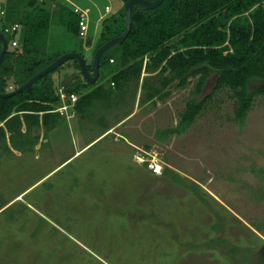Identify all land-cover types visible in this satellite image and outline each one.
<instances>
[{"label": "rangeland", "instance_id": "374dc122", "mask_svg": "<svg viewBox=\"0 0 264 264\" xmlns=\"http://www.w3.org/2000/svg\"><path fill=\"white\" fill-rule=\"evenodd\" d=\"M27 2L0 0L6 12H0V30L4 22L21 23ZM55 3L88 8V30L81 37L51 26L47 52H76L91 65L98 46L113 35L103 31L100 16L121 13L124 4H48ZM5 38L10 51V34ZM78 70L70 59L51 77L60 85ZM110 77L104 69L98 82L107 85ZM215 78L206 81L199 100L212 91ZM194 82L189 78L182 88L172 85L171 95L154 105L139 102L138 88L134 99L130 91L124 105L97 110L91 120L61 116L56 134L36 151L14 156L0 148V264H241L224 255L223 245L214 252L202 245L218 237L226 246L249 247V264H264V95L255 97L240 124L233 120L231 91L219 90L186 131L158 139L157 130L179 122ZM99 115L109 126L105 132L96 124ZM137 148L153 153L162 170L178 173L188 187L136 164ZM78 149L83 151L74 154ZM217 221L222 229L212 231Z\"/></svg>", "mask_w": 264, "mask_h": 264}, {"label": "trees", "instance_id": "16d2710c", "mask_svg": "<svg viewBox=\"0 0 264 264\" xmlns=\"http://www.w3.org/2000/svg\"><path fill=\"white\" fill-rule=\"evenodd\" d=\"M120 1L125 5L128 0ZM27 6L24 19L17 22L20 38L15 37L18 30L10 35L17 46L7 50L0 64V94L23 85L64 54L47 52L51 26L61 25L68 33L79 36V17L67 6L38 0H28ZM119 19L121 27H118ZM101 21L104 32L118 36L124 26L123 10ZM9 25L12 23L4 22L3 29ZM3 29L0 32L5 37ZM1 46L0 40V51ZM111 48L114 54H107ZM73 60L79 69L77 60ZM87 68L90 70L91 65ZM104 69L111 72L107 85L98 82ZM52 72L22 92L0 98V148L5 153H10L11 149L20 153L33 151L40 139V129L46 137L57 126L61 116L54 110L62 103L60 89L67 96L76 95L72 106L76 116L91 120L97 110L124 105L130 91L134 99L140 88L139 102L154 105L171 95L172 85L182 88L189 78H194L192 96L179 114V122L164 131L157 130L158 139L186 131L204 109L206 101L224 88L231 91L230 97L235 100L233 120L242 124L255 97L264 95V82L250 90L252 84L264 81V0H163L152 10L134 5L128 35L101 55L98 79L94 83L76 75L70 86L62 88L68 79L56 85ZM143 72L147 75L141 78ZM213 74L216 78L212 91L199 100L206 81ZM96 124L103 127V132L109 129L100 115ZM161 174L188 187L170 168H164ZM197 187L192 184L193 190ZM211 228L221 230V221ZM202 245L213 252L215 247L223 245L226 247L224 255L241 264H249L253 257V253L252 257L247 255L249 247L226 246L221 237L210 238Z\"/></svg>", "mask_w": 264, "mask_h": 264}, {"label": "water", "instance_id": "95a60500", "mask_svg": "<svg viewBox=\"0 0 264 264\" xmlns=\"http://www.w3.org/2000/svg\"><path fill=\"white\" fill-rule=\"evenodd\" d=\"M163 0H128L124 5L123 10V31L120 35L112 37L111 39L105 41L101 44L94 53L92 64L90 70H88L87 65L85 63L84 58L76 52H68L62 54L56 60H54L51 64L45 67L43 70L35 74L32 78H30L27 82L23 85L19 86L18 88L14 89L13 91L0 94V98L11 97L17 93L22 92L33 83L38 81L41 77L45 76L46 74L54 71L58 68L61 64L65 63L69 59H75L78 62L79 70L76 74L69 78L68 80L64 81L62 84V88L70 86L73 83L74 77L76 75H80L86 82L94 83L98 79V66L101 55L110 47L116 46L123 42L125 37L128 35L131 26V9L134 5L139 6L144 10H152L156 6L160 5ZM0 40L2 42L1 51H0V64L3 61L4 55L8 50V43L4 35L0 32Z\"/></svg>", "mask_w": 264, "mask_h": 264}, {"label": "built area", "instance_id": "2783aa9c", "mask_svg": "<svg viewBox=\"0 0 264 264\" xmlns=\"http://www.w3.org/2000/svg\"><path fill=\"white\" fill-rule=\"evenodd\" d=\"M40 2H50L53 0H38ZM2 14L3 12L0 11ZM73 12L76 13L79 17L78 25H79V36L84 37L88 30V13L89 9H81L78 6L73 7ZM105 12H110L109 7H105ZM103 19V16H100V20ZM18 24H12L3 29L5 34H14L18 30ZM10 45L17 46V41L15 39L11 40ZM59 96L60 100L62 102V105L58 108H56V112L59 113L60 116H65L67 119L74 116V111H69V109L72 108L73 103L76 101V95L71 94L67 96L66 93L62 91V89L59 90ZM70 100V103L67 104L66 100ZM133 161L141 166H144L151 174L153 175H160L162 173V166L160 164V161L153 155V153H149L146 150H142L137 148V151L133 155Z\"/></svg>", "mask_w": 264, "mask_h": 264}, {"label": "crops", "instance_id": "0c3cea01", "mask_svg": "<svg viewBox=\"0 0 264 264\" xmlns=\"http://www.w3.org/2000/svg\"><path fill=\"white\" fill-rule=\"evenodd\" d=\"M105 7H109V6H105ZM2 8V7H1ZM110 8V7H109ZM2 10V9H1ZM0 10V11H1ZM5 9H3V11H4ZM110 12H111V8H110ZM109 12V13H110ZM5 14H6V12L4 11V13L2 14V15H4L5 16ZM13 24H18L17 22H13ZM65 79H68V77H66ZM64 79V80H65ZM63 80V81H64ZM66 81V80H65ZM57 129V126L53 129V130H51L48 134H47V136L45 137L44 136V131L42 130V129H40V139H39V142L34 146V148H33V150H35L36 151V149H37V145L38 146H42V144H46V143H49L50 142V135L53 133V134H56V130ZM42 132V133H41ZM96 140H98V137L97 138H95V139H93L92 141H90L88 144H92V143H94ZM40 144V145H39ZM90 145H88V146H90ZM83 151V149H78L77 151H75V153L74 154H78V153H80V152H82ZM15 152V153H14ZM11 153H13V155L14 156H20L21 155V153L20 152H18V151H15V150H13V149H11V152L9 153V154H11ZM17 153H19V155L17 154ZM68 160V159H67ZM66 161V160H65ZM65 161H63L61 164H63ZM60 164V165H61ZM59 166V165H58ZM20 195V194H19ZM19 195H15V197L17 198ZM14 197V198H15ZM5 206V205H4Z\"/></svg>", "mask_w": 264, "mask_h": 264}, {"label": "clouds", "instance_id": "9594fccd", "mask_svg": "<svg viewBox=\"0 0 264 264\" xmlns=\"http://www.w3.org/2000/svg\"><path fill=\"white\" fill-rule=\"evenodd\" d=\"M71 109H72V108H71ZM71 111H72V110H71ZM74 116H75V115H74ZM74 116H73V117H74Z\"/></svg>", "mask_w": 264, "mask_h": 264}]
</instances>
